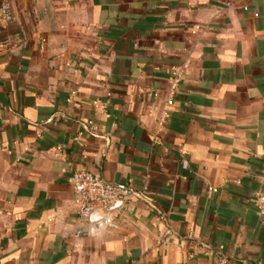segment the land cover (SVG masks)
<instances>
[{
	"label": "crops",
	"instance_id": "0c3cea01",
	"mask_svg": "<svg viewBox=\"0 0 264 264\" xmlns=\"http://www.w3.org/2000/svg\"><path fill=\"white\" fill-rule=\"evenodd\" d=\"M12 14L0 264H264V0H14ZM79 171L133 192L94 237L78 235Z\"/></svg>",
	"mask_w": 264,
	"mask_h": 264
},
{
	"label": "built area",
	"instance_id": "2783aa9c",
	"mask_svg": "<svg viewBox=\"0 0 264 264\" xmlns=\"http://www.w3.org/2000/svg\"><path fill=\"white\" fill-rule=\"evenodd\" d=\"M13 2L6 0L0 8V16L7 21L13 18ZM178 71V68H173L175 78L179 76ZM71 182L77 213L88 223L87 230L80 231L79 236L85 234L94 237L114 227L117 211L124 208L133 197L129 188L116 187L87 171L74 173Z\"/></svg>",
	"mask_w": 264,
	"mask_h": 264
}]
</instances>
